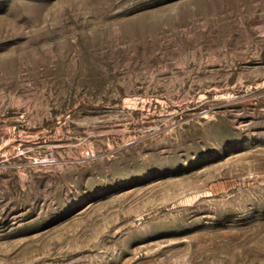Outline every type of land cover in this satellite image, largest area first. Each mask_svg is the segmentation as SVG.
Wrapping results in <instances>:
<instances>
[{
	"label": "rangeland",
	"instance_id": "rangeland-1",
	"mask_svg": "<svg viewBox=\"0 0 264 264\" xmlns=\"http://www.w3.org/2000/svg\"><path fill=\"white\" fill-rule=\"evenodd\" d=\"M0 264H264V0H0Z\"/></svg>",
	"mask_w": 264,
	"mask_h": 264
}]
</instances>
